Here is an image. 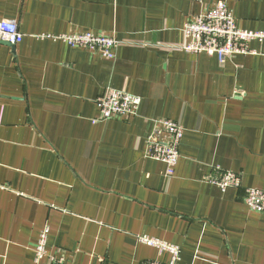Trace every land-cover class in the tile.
<instances>
[{
  "label": "crops",
  "instance_id": "crops-1",
  "mask_svg": "<svg viewBox=\"0 0 264 264\" xmlns=\"http://www.w3.org/2000/svg\"><path fill=\"white\" fill-rule=\"evenodd\" d=\"M217 2L264 31V0H0L24 34L0 39V264L170 261L140 235L178 245V264H264V213L243 201L264 189V43L225 63L179 49ZM77 32L122 40L116 59L60 38ZM107 87L142 97L138 113L94 121ZM157 118L185 129L173 176L146 157ZM216 166L242 188L209 183Z\"/></svg>",
  "mask_w": 264,
  "mask_h": 264
},
{
  "label": "built area",
  "instance_id": "built-area-1",
  "mask_svg": "<svg viewBox=\"0 0 264 264\" xmlns=\"http://www.w3.org/2000/svg\"><path fill=\"white\" fill-rule=\"evenodd\" d=\"M184 41L179 49L191 54L205 53L216 56L220 63L237 55L252 54L251 41L264 43V31L239 27L235 15L226 2L210 5L202 13L193 16L183 27ZM72 47H83L115 60L122 40L107 34L77 32L61 35ZM0 39L18 45L24 39L19 23L15 20H0ZM149 46L142 44V47ZM178 48V47H176ZM142 97L125 89L107 87L97 99L100 115L94 121H108L111 118H128L138 113ZM184 126L178 120L169 118L154 119V127L147 138L146 157L166 163V176H173L180 159V143L184 136ZM206 180L225 191L228 188H242L241 176L233 171L214 167V172ZM243 201L253 211L264 213V189L246 188ZM49 226L42 229L35 248V260L41 261L48 254L47 241ZM139 241L158 250L159 255L170 254V261L164 263L157 259L146 264H178L181 248L161 239L140 235Z\"/></svg>",
  "mask_w": 264,
  "mask_h": 264
},
{
  "label": "water",
  "instance_id": "water-1",
  "mask_svg": "<svg viewBox=\"0 0 264 264\" xmlns=\"http://www.w3.org/2000/svg\"><path fill=\"white\" fill-rule=\"evenodd\" d=\"M6 42V41H5ZM6 43H8V42H6ZM8 44H10V43H8ZM12 47H15L16 45H13V44H10Z\"/></svg>",
  "mask_w": 264,
  "mask_h": 264
}]
</instances>
